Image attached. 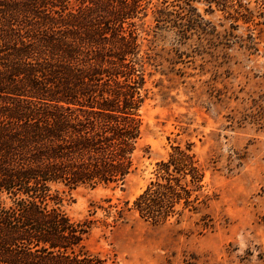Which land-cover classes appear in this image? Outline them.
Returning <instances> with one entry per match:
<instances>
[{
  "label": "trees",
  "instance_id": "16d2710c",
  "mask_svg": "<svg viewBox=\"0 0 264 264\" xmlns=\"http://www.w3.org/2000/svg\"><path fill=\"white\" fill-rule=\"evenodd\" d=\"M198 1L0 0V264L107 263L84 243L94 220L62 209L66 188L117 186L136 169L155 66L147 18L186 37L207 26ZM208 170L192 143L171 146L131 206L109 205L114 222L200 212Z\"/></svg>",
  "mask_w": 264,
  "mask_h": 264
},
{
  "label": "rangeland",
  "instance_id": "374dc122",
  "mask_svg": "<svg viewBox=\"0 0 264 264\" xmlns=\"http://www.w3.org/2000/svg\"><path fill=\"white\" fill-rule=\"evenodd\" d=\"M233 4L196 2L208 23L186 37L153 31L147 18L155 66L136 169L117 186L66 188L61 205L77 222L94 220L84 243L106 264H264V3ZM187 143L209 167L208 206L180 223L132 215L115 223L109 205L131 206L156 162Z\"/></svg>",
  "mask_w": 264,
  "mask_h": 264
}]
</instances>
